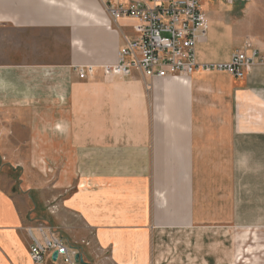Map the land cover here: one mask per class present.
Here are the masks:
<instances>
[{"label":"crops","instance_id":"0c3cea01","mask_svg":"<svg viewBox=\"0 0 264 264\" xmlns=\"http://www.w3.org/2000/svg\"><path fill=\"white\" fill-rule=\"evenodd\" d=\"M244 7L200 62L246 43L264 57V0ZM135 23L102 0H0V164L19 178L0 181V264H33L42 202L85 264H264V65L242 79L106 75Z\"/></svg>","mask_w":264,"mask_h":264},{"label":"built area","instance_id":"2783aa9c","mask_svg":"<svg viewBox=\"0 0 264 264\" xmlns=\"http://www.w3.org/2000/svg\"><path fill=\"white\" fill-rule=\"evenodd\" d=\"M208 0H102L109 17L135 21V37L126 39L115 65L104 67L109 76L129 77L140 72L150 79H188L197 72L226 73L242 79L264 57L246 43L228 62H200L197 47L208 38L209 20L204 12ZM227 6H245L253 0H220ZM94 67H79L80 79ZM30 258L33 264H80L77 249L65 244L54 228L38 223L29 228ZM89 246L88 243L83 242ZM57 253V261L53 255Z\"/></svg>","mask_w":264,"mask_h":264},{"label":"rangeland","instance_id":"374dc122","mask_svg":"<svg viewBox=\"0 0 264 264\" xmlns=\"http://www.w3.org/2000/svg\"><path fill=\"white\" fill-rule=\"evenodd\" d=\"M247 7L244 6H227L225 5L222 1L220 0H208L204 3V12L209 20L210 23V29H209V38H212V30L214 28L215 31H220V29L226 27L230 30L231 28H233L235 25L233 23V19L232 17H234L235 15L242 14L245 12V10H247ZM234 31V30H233ZM239 36V35H238ZM243 41H241L240 38H234L232 41L229 42L228 48L227 50L223 49V52L221 53L222 55L225 56L226 51L229 50H234L236 48H241V44ZM206 53L208 54V52L206 51ZM10 172L8 171L6 166H3V164H0V181L2 183H4L6 176H8V180L9 181H15V189L19 190V178L18 176L16 177H9ZM16 192V191H14ZM48 196V195H47ZM34 199L36 201H40L41 197L40 195H33ZM39 206L41 207V209L38 211L40 213H42V218H44L46 221H42L43 224H51L53 225V203L49 202L48 204H44V202H42L41 204H39ZM46 222V223H44ZM34 224V223H33ZM41 224V223H40ZM38 225V224H37ZM35 227V226H34ZM33 228V227H32ZM65 237H67L70 242L77 244L78 246H86L82 241L84 240V237L82 235V233L80 232V230H72L71 232L65 234ZM86 243V242H85ZM182 242L178 241V240H174L172 239L171 242L168 243V246H171V248H173L176 245H181ZM75 245V246H77Z\"/></svg>","mask_w":264,"mask_h":264},{"label":"water","instance_id":"95a60500","mask_svg":"<svg viewBox=\"0 0 264 264\" xmlns=\"http://www.w3.org/2000/svg\"><path fill=\"white\" fill-rule=\"evenodd\" d=\"M57 259H58V254L55 253V254L53 255V261H57ZM76 261H77L78 263H80V264H85L84 259H83V256H81L80 254L77 255V257H76Z\"/></svg>","mask_w":264,"mask_h":264}]
</instances>
